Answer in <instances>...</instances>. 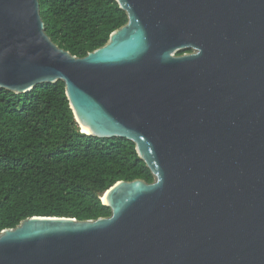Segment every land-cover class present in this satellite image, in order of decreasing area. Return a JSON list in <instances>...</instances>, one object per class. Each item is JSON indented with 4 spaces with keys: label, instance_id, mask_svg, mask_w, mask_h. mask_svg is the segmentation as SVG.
<instances>
[{
    "label": "water",
    "instance_id": "1",
    "mask_svg": "<svg viewBox=\"0 0 264 264\" xmlns=\"http://www.w3.org/2000/svg\"><path fill=\"white\" fill-rule=\"evenodd\" d=\"M114 1L126 23L77 58L38 0H0V89L62 82L80 132L153 181L111 186L105 218L0 231V264H264V0Z\"/></svg>",
    "mask_w": 264,
    "mask_h": 264
},
{
    "label": "trees",
    "instance_id": "2",
    "mask_svg": "<svg viewBox=\"0 0 264 264\" xmlns=\"http://www.w3.org/2000/svg\"><path fill=\"white\" fill-rule=\"evenodd\" d=\"M38 2L46 35L77 58L103 46L127 21L114 0ZM137 179L153 181L134 145L81 133L62 82L22 95L0 89V231L34 216L108 217L102 195Z\"/></svg>",
    "mask_w": 264,
    "mask_h": 264
}]
</instances>
